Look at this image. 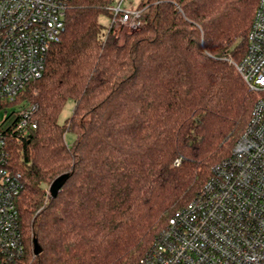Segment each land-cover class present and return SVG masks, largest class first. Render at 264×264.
Instances as JSON below:
<instances>
[{"label":"trees","instance_id":"1","mask_svg":"<svg viewBox=\"0 0 264 264\" xmlns=\"http://www.w3.org/2000/svg\"><path fill=\"white\" fill-rule=\"evenodd\" d=\"M112 2L71 0L21 99L38 107V127L9 142L31 264H135L230 155L258 97L231 59L247 52L259 0H143L141 29L122 38L100 22Z\"/></svg>","mask_w":264,"mask_h":264},{"label":"built area","instance_id":"2","mask_svg":"<svg viewBox=\"0 0 264 264\" xmlns=\"http://www.w3.org/2000/svg\"><path fill=\"white\" fill-rule=\"evenodd\" d=\"M70 2L0 0V110L18 103L43 77L49 51L66 30ZM107 8L109 28L141 29L145 8L139 4L113 0ZM231 61L258 95L248 124L199 194L176 210L135 264H264V0L258 2L245 56ZM19 105L0 124V264H31L17 204L23 182L11 167L9 142L38 127V107Z\"/></svg>","mask_w":264,"mask_h":264},{"label":"rangeland","instance_id":"3","mask_svg":"<svg viewBox=\"0 0 264 264\" xmlns=\"http://www.w3.org/2000/svg\"><path fill=\"white\" fill-rule=\"evenodd\" d=\"M133 2L134 5L136 4H140L141 1L143 0H131ZM130 1L126 2V5L130 4ZM100 22L106 26L109 25L110 22V18L107 15H101L100 16ZM117 31L119 32V34L121 35V38L124 36L125 33L130 32V30L127 27H123V26H117L116 27ZM26 93L22 94V96L19 98V102H22L21 99L24 98ZM19 102L18 103H14L12 106H9L7 108H2L0 110V124L2 123V121L9 116L13 111L17 110L19 108ZM25 102V101H24ZM6 109L8 110V113L6 112ZM73 110H74V102L73 100H69L63 110V112L60 115V123H65L66 120L73 114ZM76 138V134L72 131H67L66 132V140L69 144H72L74 142ZM238 139V137H237ZM236 139V140H237ZM235 144V143H234ZM234 146V145H233ZM233 148V147H232Z\"/></svg>","mask_w":264,"mask_h":264},{"label":"water","instance_id":"4","mask_svg":"<svg viewBox=\"0 0 264 264\" xmlns=\"http://www.w3.org/2000/svg\"><path fill=\"white\" fill-rule=\"evenodd\" d=\"M68 173H63L61 175H59L57 178H55L53 180V182L50 184V195L52 197H56L59 193V191L61 190L62 186L64 185L67 177H68ZM41 246L38 243L37 239H34V253L35 255H38L41 253Z\"/></svg>","mask_w":264,"mask_h":264}]
</instances>
